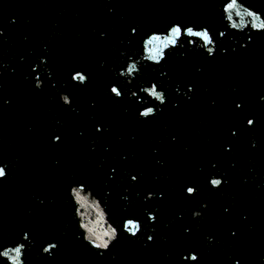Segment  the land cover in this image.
<instances>
[{
  "label": "water",
  "instance_id": "obj_1",
  "mask_svg": "<svg viewBox=\"0 0 264 264\" xmlns=\"http://www.w3.org/2000/svg\"><path fill=\"white\" fill-rule=\"evenodd\" d=\"M226 2L0 0V251L25 244L24 264H264V31L229 30ZM239 2L264 21V0ZM230 13L237 28L251 25ZM173 24L207 28L214 54L183 37L159 65L144 61L143 40ZM129 62L139 71L121 77ZM153 83L163 105L141 92ZM149 106L156 114L140 118ZM75 185L117 228L108 250L83 240ZM125 219L141 224L136 237ZM48 243L57 248L42 254Z\"/></svg>",
  "mask_w": 264,
  "mask_h": 264
},
{
  "label": "clouds",
  "instance_id": "obj_2",
  "mask_svg": "<svg viewBox=\"0 0 264 264\" xmlns=\"http://www.w3.org/2000/svg\"><path fill=\"white\" fill-rule=\"evenodd\" d=\"M234 4V7L231 9L234 10V15L242 17L244 15L250 16L253 18L251 25L245 24L243 28H237V22L233 19V15L230 13L226 16V11L229 10V5ZM111 11V9L109 10ZM222 11L224 13V20L227 22L229 30H237L242 31L246 28L250 27L253 31H264V21L257 23L256 21L260 20L261 15L247 7L242 3H238V0H227L226 3L223 4ZM247 13V14H246ZM258 18V19H257ZM134 31V30H133ZM2 34V31H0ZM206 34V39L201 35ZM161 35L164 36L163 41H161ZM221 37L225 35L223 31L219 33ZM187 37L189 41V45L191 46L193 43V38L199 39L202 42V47L207 52L209 57L214 54V40L211 36L210 31L207 28L195 29L193 26L181 27L178 24H173L168 30L167 33H151L143 40V57L144 61L150 62L152 64L159 65L164 59H166V52L171 50L172 48L178 45V42L183 38ZM145 50H147L150 55L145 56ZM223 53V50H221ZM47 71V70H46ZM139 69L137 67V63L129 62L127 68L119 72L121 77H124L127 74L128 77H132L134 73L138 72ZM79 74L83 77V79H75L74 77L77 75V72L72 75V80L75 83H79L83 85L87 82V76L83 73L79 72ZM36 87H41V82L37 80ZM149 89L151 92L149 94ZM110 93L117 98L122 97V93L118 89L117 86L113 85L109 89ZM191 91V88H189ZM141 92H143L147 97L156 101L158 104L163 105L166 102V95L163 91L158 90V87L155 83H153L150 87L141 88ZM135 96L136 93L133 92L131 94ZM60 100L66 105L69 106L71 101L70 97L66 94L60 95ZM8 103V101H5ZM239 107V105H238ZM156 114V109L153 107H145L141 109L138 113L140 118H150ZM254 121L252 119L247 120V125L252 126ZM99 130V129H98ZM59 137L54 138V142L58 140ZM254 146V144H253ZM7 178V171L5 166H0V181H3ZM136 177H132V180L135 181ZM209 184L212 188H218L222 186V180L220 178L213 177L209 180ZM196 189L193 187H187L185 189V193L187 195H193ZM74 193L76 195H74ZM69 195L71 196L75 208V217L78 219L79 229L83 232V240L87 242L93 249L105 251L108 250L110 245L118 238L119 232L117 228H115L108 220V214L104 210V206L100 203V201L92 195L91 191L86 189L83 185H75L70 188ZM82 196H86L90 203H88L87 207H84L85 201L81 198ZM79 204V206H78ZM93 204L95 208H93ZM81 207H84V211H81ZM89 209H92L90 212ZM99 209L97 215L103 221L104 224L107 225V228L100 232L97 230V225L94 222L92 217V212H96ZM200 213L194 212L193 217L199 216ZM149 221L154 220L153 214L148 215ZM123 231L131 236L136 237L138 233L141 231L142 226L139 221L133 219H125L123 222ZM187 231V230H186ZM107 237V239H105ZM79 238V237H78ZM22 239L27 240L28 235L25 233ZM153 238L151 236L148 237V240L151 241ZM211 242V238H208ZM57 248L55 243H48L42 249V254L51 255V250ZM26 250V245L23 243H17L14 247H4L3 251H0V257H4L8 264H24L23 255ZM182 259L188 260L190 262H195L198 260V256L194 253H189L187 256H183ZM238 264V262H237Z\"/></svg>",
  "mask_w": 264,
  "mask_h": 264
},
{
  "label": "snow or ice",
  "instance_id": "obj_3",
  "mask_svg": "<svg viewBox=\"0 0 264 264\" xmlns=\"http://www.w3.org/2000/svg\"><path fill=\"white\" fill-rule=\"evenodd\" d=\"M232 7H234V4H230L229 8L231 9ZM247 14V13H246ZM258 19V18H257ZM205 39H206V34H201ZM75 79H83V77L79 74V72H77V75L74 77Z\"/></svg>",
  "mask_w": 264,
  "mask_h": 264
}]
</instances>
